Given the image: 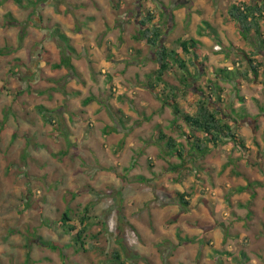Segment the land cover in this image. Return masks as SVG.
Returning <instances> with one entry per match:
<instances>
[{
	"label": "rangeland",
	"instance_id": "rangeland-1",
	"mask_svg": "<svg viewBox=\"0 0 264 264\" xmlns=\"http://www.w3.org/2000/svg\"><path fill=\"white\" fill-rule=\"evenodd\" d=\"M239 1L0 0V49H10L0 54V264H26L27 250L30 264H264V54L229 20ZM147 10L186 63V92L177 66L148 86L156 63L137 22ZM56 28L72 47L69 74L55 66ZM188 38L198 71L176 43ZM247 55L262 63L256 75ZM222 67L248 68L238 90L217 82V106L246 149L229 140L206 144L203 157L165 154L160 133L187 146L189 128L173 123L164 86L186 109ZM87 205L80 248L73 234ZM66 210L70 232L58 225Z\"/></svg>",
	"mask_w": 264,
	"mask_h": 264
},
{
	"label": "trees",
	"instance_id": "trees-1",
	"mask_svg": "<svg viewBox=\"0 0 264 264\" xmlns=\"http://www.w3.org/2000/svg\"><path fill=\"white\" fill-rule=\"evenodd\" d=\"M161 14L163 15L164 13L162 12ZM228 17L229 20L238 27L243 37L249 38L252 34L253 36L257 37L258 48H261L264 54V36L262 35L260 29L261 24L264 25V0H240L239 3L230 5L228 8ZM153 18L154 13L149 10H147L142 15L140 14V16L137 18L139 37L143 42L150 45L151 49L153 50L152 59H154L156 63V68L153 71L154 78L148 82V86L154 88V86L163 80L162 75L165 72L173 69L174 66H177V68L182 71V77L180 79V82H182L184 85L182 92H186L189 90V88H191L188 81L190 76L187 75L189 74V71L186 69V63L183 57L176 50H174L173 47H168L162 42L163 31L157 22H152ZM207 27L210 28L209 25ZM56 31L60 42L62 43H60V62L55 66L57 68L64 67L67 69L68 74L72 73L74 66L71 63V58L68 54V51L71 50L72 47L68 43L67 36L63 32H60L57 28ZM204 32L205 30L203 29L202 32L200 31L201 34ZM25 35L26 27L22 25L19 33V46L22 43ZM176 43L180 45L181 50L187 55L189 63H191L192 66H194V68L198 71L196 64H202L203 61L202 59L201 61H198L200 59V52L199 48L196 46L197 40L194 38L182 40L177 39ZM9 50L10 49L8 48H2L0 49V54H5ZM247 61H249L247 63L248 68L251 69V71L256 75L258 72V67L262 63L259 61L254 62L249 55H247ZM248 68H244L242 71H230L225 67L215 69L212 72L215 79L207 80L208 82L206 84V86L210 89V94L207 96L204 94L199 95L197 100L186 109H183L176 101L177 92H179L178 88L172 87V89H168L166 86H164L166 93L163 94L164 96L162 101L171 107L173 123L176 124L177 121L181 119L189 128V132L184 133L186 134L187 146H184L182 142L177 141L172 136H166L164 133H160L157 140L166 138L163 145V151L165 154L169 156H175L180 161L188 160L186 158L193 159L194 156L203 157L206 154L208 148L206 144L217 146L229 140L233 141L239 149H246L243 137L239 135L235 128L226 120V118L231 115L223 112L221 108L217 106V103L221 100L220 92L222 90L217 82L219 79H225L231 83L236 90H238L237 86L240 85V79L247 78L248 76ZM232 72H234V76L231 75V77L229 75ZM238 99L242 100V97L238 96ZM90 100L91 98L87 97L85 98L84 103H87ZM227 110L230 109L227 107ZM39 112L46 122L50 123L53 121L52 115L49 112H46L43 107L39 109ZM243 189L244 187H239L238 191ZM176 194L181 205L186 206L188 204V200L185 198L186 194L184 192H177ZM88 211L89 206L87 205L84 207V210L78 214L79 228L76 230V225L70 223V220L72 219L70 218L68 210L64 211L58 220V225L64 230H67L68 232L75 230V233L73 234V242L79 243L80 248H83L84 246V241L81 240V237L87 229V222H85V220L89 218ZM195 240V237H189L186 239H181L180 243L194 242ZM43 243L51 249L57 248V246L53 243L45 241H43ZM119 243L122 248H125L121 241H119ZM87 245L89 246L91 244ZM112 254L118 258L117 252H113ZM25 260L26 264L32 263L29 250H27Z\"/></svg>",
	"mask_w": 264,
	"mask_h": 264
}]
</instances>
